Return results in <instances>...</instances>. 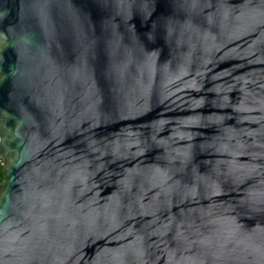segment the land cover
Here are the masks:
<instances>
[{"label":"water","instance_id":"95a60500","mask_svg":"<svg viewBox=\"0 0 264 264\" xmlns=\"http://www.w3.org/2000/svg\"><path fill=\"white\" fill-rule=\"evenodd\" d=\"M0 264H264V0H0Z\"/></svg>","mask_w":264,"mask_h":264},{"label":"trees","instance_id":"16d2710c","mask_svg":"<svg viewBox=\"0 0 264 264\" xmlns=\"http://www.w3.org/2000/svg\"><path fill=\"white\" fill-rule=\"evenodd\" d=\"M3 180H4L3 165H2V161L0 160V184L3 182Z\"/></svg>","mask_w":264,"mask_h":264}]
</instances>
